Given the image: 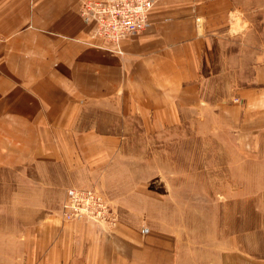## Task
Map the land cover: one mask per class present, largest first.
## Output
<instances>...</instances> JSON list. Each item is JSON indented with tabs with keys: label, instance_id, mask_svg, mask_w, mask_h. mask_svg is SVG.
Returning a JSON list of instances; mask_svg holds the SVG:
<instances>
[{
	"label": "crops",
	"instance_id": "0c3cea01",
	"mask_svg": "<svg viewBox=\"0 0 264 264\" xmlns=\"http://www.w3.org/2000/svg\"><path fill=\"white\" fill-rule=\"evenodd\" d=\"M81 1L0 0V167L36 160L71 171L82 160L110 161L119 137L97 138L100 120L84 119L90 106L116 105L101 111L133 112L155 128L179 123L184 108L203 103L204 68L240 54L250 56V77L218 105L228 106L244 151L264 148V0H152L147 24L121 39V53L86 43L94 24L79 14ZM257 10L260 27L250 16ZM230 39L241 44L235 52ZM56 218L40 221L56 242L38 264H182L175 237L161 241L122 222L112 232L90 221L62 226ZM28 256L0 257V264H30ZM217 259L260 264L237 247Z\"/></svg>",
	"mask_w": 264,
	"mask_h": 264
},
{
	"label": "rangeland",
	"instance_id": "374dc122",
	"mask_svg": "<svg viewBox=\"0 0 264 264\" xmlns=\"http://www.w3.org/2000/svg\"><path fill=\"white\" fill-rule=\"evenodd\" d=\"M250 16L261 19L258 10ZM257 20L253 25L260 27ZM240 46L227 41L233 52ZM214 61L204 68L203 103L184 108L179 123L155 128L133 112L101 111L116 105L90 106L84 119L100 120L97 138L119 137L110 161L82 160L69 165L71 171L60 162L36 160L22 168L1 166L0 257L33 255L30 264H38L48 243L56 242L54 231L40 228L41 220L82 222L61 216L66 190L73 187L101 192L115 215L110 225L92 222L103 232L122 222L161 241L175 237L182 264H218V256L235 247L264 264V148L244 151L228 122V106L218 105L250 77L251 59L240 54ZM74 148L76 156L86 155Z\"/></svg>",
	"mask_w": 264,
	"mask_h": 264
},
{
	"label": "built area",
	"instance_id": "2783aa9c",
	"mask_svg": "<svg viewBox=\"0 0 264 264\" xmlns=\"http://www.w3.org/2000/svg\"><path fill=\"white\" fill-rule=\"evenodd\" d=\"M80 3L79 14L89 17L94 24L86 43L94 45L98 40V46L117 53H121L119 42L124 36L139 33L145 27L154 5L152 0H82ZM62 206L63 221L80 219L107 224L112 217L115 219L101 192L93 189H67Z\"/></svg>",
	"mask_w": 264,
	"mask_h": 264
}]
</instances>
